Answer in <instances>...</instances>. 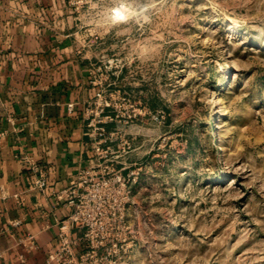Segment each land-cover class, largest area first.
Wrapping results in <instances>:
<instances>
[{"label": "rangeland", "instance_id": "obj_1", "mask_svg": "<svg viewBox=\"0 0 264 264\" xmlns=\"http://www.w3.org/2000/svg\"><path fill=\"white\" fill-rule=\"evenodd\" d=\"M65 15L121 131L115 264H264V0H69Z\"/></svg>", "mask_w": 264, "mask_h": 264}, {"label": "crops", "instance_id": "obj_2", "mask_svg": "<svg viewBox=\"0 0 264 264\" xmlns=\"http://www.w3.org/2000/svg\"><path fill=\"white\" fill-rule=\"evenodd\" d=\"M68 5L0 0V264H47L59 224L73 209L63 190L97 161L88 122L98 86L91 61L73 43ZM108 117L102 125L111 131ZM102 146L121 171L119 140ZM23 156L44 170V190L31 187Z\"/></svg>", "mask_w": 264, "mask_h": 264}, {"label": "built area", "instance_id": "obj_3", "mask_svg": "<svg viewBox=\"0 0 264 264\" xmlns=\"http://www.w3.org/2000/svg\"><path fill=\"white\" fill-rule=\"evenodd\" d=\"M110 106V99L98 88L88 122L95 132L97 161L82 168L76 180L63 190L73 209L59 224L58 244L48 254L47 264H115L121 260V233L131 231L126 221L130 190L128 178L112 165L109 146H102L103 142L116 138L121 147V131H106L102 125L108 117L103 115H107L105 111ZM22 159L31 171V187L44 190L47 184L44 170L32 157ZM74 228L81 229L82 234L74 236ZM80 242L85 243L83 249L76 248Z\"/></svg>", "mask_w": 264, "mask_h": 264}]
</instances>
